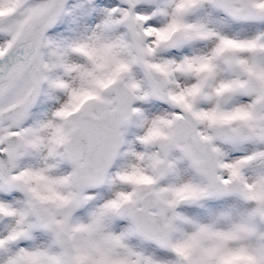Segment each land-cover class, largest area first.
Segmentation results:
<instances>
[{"label":"snow or ice","instance_id":"6c2138e0","mask_svg":"<svg viewBox=\"0 0 264 264\" xmlns=\"http://www.w3.org/2000/svg\"><path fill=\"white\" fill-rule=\"evenodd\" d=\"M0 264H264V0H0Z\"/></svg>","mask_w":264,"mask_h":264}]
</instances>
